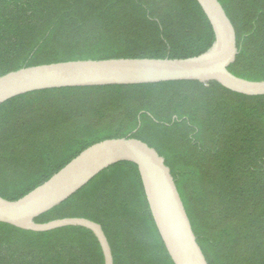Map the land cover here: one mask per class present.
Instances as JSON below:
<instances>
[{
    "label": "trees",
    "instance_id": "1",
    "mask_svg": "<svg viewBox=\"0 0 264 264\" xmlns=\"http://www.w3.org/2000/svg\"><path fill=\"white\" fill-rule=\"evenodd\" d=\"M237 56L228 70L264 81V0H218ZM196 0H0V76L83 60L185 59L208 51ZM133 138L170 169L208 264H264V96L216 82L35 91L0 105V197L15 201L89 146ZM99 224L114 264H173L137 167L105 169L36 223ZM0 264H104L89 230L45 233L0 223Z\"/></svg>",
    "mask_w": 264,
    "mask_h": 264
},
{
    "label": "water",
    "instance_id": "2",
    "mask_svg": "<svg viewBox=\"0 0 264 264\" xmlns=\"http://www.w3.org/2000/svg\"><path fill=\"white\" fill-rule=\"evenodd\" d=\"M215 37L205 53L185 59H106L67 61L23 68L0 76V105L27 93L74 87L128 86L176 81L216 82L245 96H264V81H250L228 68L237 56L235 29L218 0H196ZM121 162L139 172L148 207L173 264H208L170 169L146 143L133 138L95 143L40 186L15 201L0 197V223L23 231L45 233L66 227L89 230L97 239L104 264H114L101 226L85 218H63L47 223L35 219L52 210L105 169Z\"/></svg>",
    "mask_w": 264,
    "mask_h": 264
}]
</instances>
